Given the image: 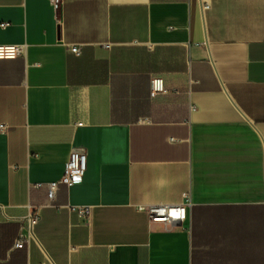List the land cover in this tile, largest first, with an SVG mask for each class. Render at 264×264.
Wrapping results in <instances>:
<instances>
[{
	"label": "crops",
	"instance_id": "crops-1",
	"mask_svg": "<svg viewBox=\"0 0 264 264\" xmlns=\"http://www.w3.org/2000/svg\"><path fill=\"white\" fill-rule=\"evenodd\" d=\"M13 46L0 264H264V0H0ZM74 151L83 183L47 206L32 186L59 181ZM187 195L185 223L144 212Z\"/></svg>",
	"mask_w": 264,
	"mask_h": 264
},
{
	"label": "built area",
	"instance_id": "built-area-1",
	"mask_svg": "<svg viewBox=\"0 0 264 264\" xmlns=\"http://www.w3.org/2000/svg\"><path fill=\"white\" fill-rule=\"evenodd\" d=\"M54 9L57 11L61 5V0H50ZM210 8V3L204 5V9ZM5 27L6 25H1ZM26 47L13 46V47H0V59H15L22 56L25 53ZM72 52L79 54L78 47L72 49ZM151 95L155 97L159 92L163 91V82L160 79H154L151 82ZM1 130H5L6 127L0 126ZM87 171V154L84 151H74L71 153L69 160L65 164L64 174L59 181L51 182L47 185L35 184L33 189L40 190L46 186L47 189V206H53L56 200L57 192L61 185L67 187H73L75 185L83 183L85 173ZM191 202L189 195H187V201L179 206L168 205H153L144 209L151 223H162L164 225L173 226L178 223H185L189 220V209ZM79 217L88 219L91 216L90 207H81L75 209ZM28 226L31 230L40 220L39 209H32L28 216ZM15 247L21 249L24 247L22 241L16 243Z\"/></svg>",
	"mask_w": 264,
	"mask_h": 264
}]
</instances>
